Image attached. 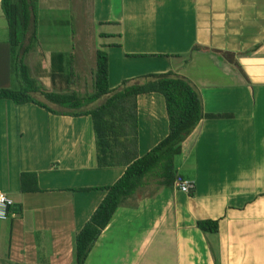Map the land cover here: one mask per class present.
Returning <instances> with one entry per match:
<instances>
[{"label": "crops", "instance_id": "crops-1", "mask_svg": "<svg viewBox=\"0 0 264 264\" xmlns=\"http://www.w3.org/2000/svg\"><path fill=\"white\" fill-rule=\"evenodd\" d=\"M93 1L109 76L114 60L134 62L117 82L109 77L111 88L127 76L172 71L199 90L205 114L227 116L204 117L182 143L176 167L194 183L189 193L140 189L129 201L135 206L117 208L84 264H215L211 247L218 264H264V0ZM43 60L27 64L52 90ZM210 66L222 75L206 77ZM18 85L0 0V88ZM137 118L142 156L168 133L162 94H139ZM124 170L97 166L90 115L0 98V192L20 206L0 220V264H73L75 234L105 195L88 188L112 184ZM23 172L36 175L37 191L20 190ZM202 219L217 220V233H203Z\"/></svg>", "mask_w": 264, "mask_h": 264}, {"label": "trees", "instance_id": "trees-1", "mask_svg": "<svg viewBox=\"0 0 264 264\" xmlns=\"http://www.w3.org/2000/svg\"><path fill=\"white\" fill-rule=\"evenodd\" d=\"M37 1L1 0L7 21L12 70L19 78V85L0 88V98L10 99L15 104L34 103L49 112L61 115H90L95 135L97 166L125 167L123 174L114 183L88 188L104 190L105 195L86 223L75 234L73 264H84L119 206L124 204L135 206L136 204L129 201L135 198L140 189L148 186L154 190L163 187L173 188L179 177L184 178L177 170L176 157L182 153V143L196 131L201 120L204 117L227 115L205 114L199 90L189 79L172 71L149 73L137 79H125L121 86L111 88L108 54L103 49L96 50L90 92L80 94L73 87L67 90L64 86L55 85L59 82L69 87L78 80L77 74L73 72L75 65L72 59L67 61L70 66L66 69L62 53L51 58L48 76L54 86L52 90H47L31 76L29 66L25 62L26 54L37 40ZM149 92H159L164 97L168 133L146 154L139 156L137 96ZM36 93H39L43 100H39L35 96ZM20 190L22 192L38 190L34 173H21ZM190 195H193V191ZM196 225L205 234H215L218 231L217 220L202 219L198 220ZM211 251L217 264L212 247Z\"/></svg>", "mask_w": 264, "mask_h": 264}, {"label": "rangeland", "instance_id": "rangeland-1", "mask_svg": "<svg viewBox=\"0 0 264 264\" xmlns=\"http://www.w3.org/2000/svg\"><path fill=\"white\" fill-rule=\"evenodd\" d=\"M100 9V2L95 5L93 0H38L37 40L34 41L33 48L39 50H37L38 54L34 51L30 56L27 55L28 61L25 57V62L35 66L34 61H39L43 57L44 66L50 71L51 58L62 52L65 57L63 63L66 69L69 59H72V63L75 65L78 80L73 88L80 94L90 92L92 90L96 50L100 49L102 43L98 31L105 28L99 26V23L94 20V13H98ZM73 49L74 53L69 54ZM39 51L43 53L41 54ZM155 61L161 62L162 58ZM133 63L114 60L111 64L112 73L109 76L111 81L117 82L119 75L131 72L130 68L133 67ZM141 63L145 65L147 60ZM44 71L46 72V70ZM208 72L209 74H206V77L210 79L222 75L216 67L212 66H210ZM36 73H42V70ZM130 78L131 76H127L126 79ZM39 82H41L40 79H38ZM176 159L178 161L179 157L177 156ZM147 190L150 191L151 189L148 188Z\"/></svg>", "mask_w": 264, "mask_h": 264}, {"label": "built area", "instance_id": "built-area-1", "mask_svg": "<svg viewBox=\"0 0 264 264\" xmlns=\"http://www.w3.org/2000/svg\"><path fill=\"white\" fill-rule=\"evenodd\" d=\"M194 183L186 178L179 177L175 182V187L182 192L189 193L193 188ZM14 204L13 200L6 196L5 193L0 192V220L6 219L10 210L8 207Z\"/></svg>", "mask_w": 264, "mask_h": 264}, {"label": "water", "instance_id": "water-1", "mask_svg": "<svg viewBox=\"0 0 264 264\" xmlns=\"http://www.w3.org/2000/svg\"><path fill=\"white\" fill-rule=\"evenodd\" d=\"M10 211H18L20 209L19 204L14 203L12 206L8 207Z\"/></svg>", "mask_w": 264, "mask_h": 264}]
</instances>
